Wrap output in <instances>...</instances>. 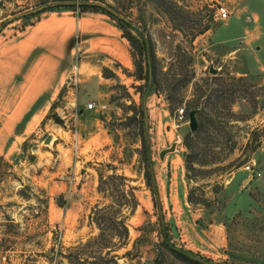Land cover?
<instances>
[{"label": "rangeland", "instance_id": "obj_1", "mask_svg": "<svg viewBox=\"0 0 264 264\" xmlns=\"http://www.w3.org/2000/svg\"><path fill=\"white\" fill-rule=\"evenodd\" d=\"M68 1L103 3L128 22L58 5ZM55 8L106 14L132 36V65L100 70L96 96L83 80L64 84L17 156H0V264H194L164 234L213 264H264V0H0V35ZM77 86L97 104L90 130L73 116ZM181 107L197 110L195 131Z\"/></svg>", "mask_w": 264, "mask_h": 264}, {"label": "crops", "instance_id": "obj_2", "mask_svg": "<svg viewBox=\"0 0 264 264\" xmlns=\"http://www.w3.org/2000/svg\"><path fill=\"white\" fill-rule=\"evenodd\" d=\"M39 15L12 37L0 35V156L4 159L17 156L64 84H73L71 64L76 63L81 73L77 83L87 82L94 96L99 93L95 85L100 70L117 75L118 69L132 65L127 39L106 14L55 8ZM90 71L96 76L87 74ZM100 78L109 79L102 74ZM82 87L77 86L70 103L75 119L90 130L93 120L85 108ZM214 227L222 242V228Z\"/></svg>", "mask_w": 264, "mask_h": 264}, {"label": "water", "instance_id": "obj_3", "mask_svg": "<svg viewBox=\"0 0 264 264\" xmlns=\"http://www.w3.org/2000/svg\"><path fill=\"white\" fill-rule=\"evenodd\" d=\"M59 6H81V5H86V6H92V7H99V8H103L106 11L110 12L112 15L119 17L120 19H122L125 22H128V19L126 17L120 16L117 12H115L113 9H111L110 7L106 6L103 3L97 2V1H68V2H61L58 3ZM44 8V6H39L37 8H34L32 10H29L27 12H23L19 15H16L15 17L18 18L20 16L23 15H27V14H31V13H36L40 10H42ZM12 18H9L8 20H11ZM257 49H259V46H256ZM147 50V48H146ZM147 66H148V83L151 84V62H150V57H149V53L147 50ZM209 71L211 73H216V69L214 68H210ZM146 96H147V92L144 93L143 95V99H142V105H143V111H144V118H145V123H146V119H147V112L145 110V102H146ZM196 109H190L187 113L188 115V126L190 128L191 131H195L198 128V122H197V118H196ZM176 147V143L173 142L168 148L162 149L159 152V156L160 158H163V156L168 153V152H172L175 150ZM147 161H148V169H149V173H150V179H151V184H152V190L154 193V197H155V201H156V206L159 212V218H160V222L161 225H163V214H162V206H161V202H160V197L158 194V190H157V186H156V180L154 177V172H153V163H152V158H151V151L150 149L147 150ZM163 241L166 244L167 247H169L171 250L176 251L194 261L199 262L200 264H213L209 261H206L205 259L192 254L188 251L182 250L180 248H178L177 246L173 245L166 234L163 235ZM141 264H148V263H141Z\"/></svg>", "mask_w": 264, "mask_h": 264}, {"label": "built area", "instance_id": "obj_4", "mask_svg": "<svg viewBox=\"0 0 264 264\" xmlns=\"http://www.w3.org/2000/svg\"><path fill=\"white\" fill-rule=\"evenodd\" d=\"M216 13H217V15H218V17L220 19H225L228 16V14H229L227 8L224 7V6H222V5H220V6L217 7ZM71 74L72 75L69 77V80L72 81V83L75 85L77 83V79H78L77 78L78 70H77V66L76 65H73L72 66ZM95 107H97V104H96L95 101H89L85 105V108L86 109H89V110L90 109H93ZM100 108L101 109H104L105 108V104H101L100 105ZM177 114H178V117L180 119L185 118V120H187V110H185L184 108H182V107L179 108L177 110ZM73 116L76 117L77 116V113L75 112V114ZM71 145H72L73 150L76 152L77 151V148H78V138H77V131H76V129L73 132V138H72ZM244 168L246 170H249L250 172L255 173V175H259L260 174L258 171L255 172L254 169L252 168V166L249 165V164L246 165Z\"/></svg>", "mask_w": 264, "mask_h": 264}, {"label": "trees", "instance_id": "obj_5", "mask_svg": "<svg viewBox=\"0 0 264 264\" xmlns=\"http://www.w3.org/2000/svg\"><path fill=\"white\" fill-rule=\"evenodd\" d=\"M79 7H89V6H86V5H81V6H79ZM90 7H92V6H90ZM108 12V11H107ZM108 13H110V12H108ZM111 14V13H110ZM128 41H131V39H132V36H124ZM146 49V48H145ZM136 65H137V72L139 73V74H141L142 73V65H141V63H136ZM194 107H196V106H192L191 108H194ZM124 231H125V233L124 234H127L128 233V229H127V227L126 226H124ZM173 251V250H172ZM173 252H175L176 254H178L179 256H181L182 258H185V259H187L188 261H190V262H192V263H194V264H200L199 262H197V261H194V260H192V259H190V258H188V257H186V256H184V255H182V254H180V253H178V252H176V251H173Z\"/></svg>", "mask_w": 264, "mask_h": 264}]
</instances>
